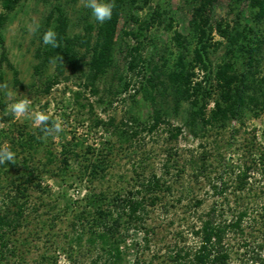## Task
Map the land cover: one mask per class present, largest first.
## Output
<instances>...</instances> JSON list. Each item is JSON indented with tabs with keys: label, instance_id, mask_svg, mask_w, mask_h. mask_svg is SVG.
<instances>
[{
	"label": "rangeland",
	"instance_id": "obj_1",
	"mask_svg": "<svg viewBox=\"0 0 264 264\" xmlns=\"http://www.w3.org/2000/svg\"><path fill=\"white\" fill-rule=\"evenodd\" d=\"M4 2L0 0V151H12L17 139L42 130L30 114L16 120L7 111L10 103L28 98L33 112L47 113L62 124V130L48 138L51 148L61 153L70 142L79 154L69 161L74 175L66 181L44 179L54 196L66 190L70 200L81 201L90 190L124 193L136 184V168L142 175L157 172L171 183L173 191L163 196V204L150 208L148 233L127 228V217L122 219L124 264H180L170 258L180 249L191 251L192 257L200 244L195 234L199 216L222 199L213 196L210 182L229 179L228 166L240 165L236 146H248L255 138L264 147V14L250 0H201L198 30L192 24L193 0H114L112 19L103 24L91 16L86 0H12L10 9ZM220 25L222 31L237 25L235 44L222 36ZM49 29L57 33V48L42 43ZM204 42L207 70L195 59ZM227 63L236 76L232 93L238 94L240 110L225 122L204 127L202 119L192 120L198 106L185 96L176 75L196 73L193 81H198L206 73L213 77ZM210 97L208 113L218 92ZM157 117L181 128L177 140L165 124L157 132L144 133L141 142L124 140L115 129L136 120L144 125ZM45 153L40 150L36 157L45 161ZM88 165H95L89 166L91 174ZM257 177L261 182L258 179L254 188L263 189L259 201L264 203V174ZM32 196L41 200L36 192ZM195 197L205 200L201 208L193 206ZM230 199L233 202L232 195ZM46 219L29 217L28 226L13 235L25 258L20 264H41L43 255L56 258L58 264H73L74 259L75 264H90L98 253H74L64 236H72V215L61 217L50 235L42 228ZM242 225L243 234L230 232L226 237L229 264L264 260V216L244 217Z\"/></svg>",
	"mask_w": 264,
	"mask_h": 264
},
{
	"label": "trees",
	"instance_id": "obj_2",
	"mask_svg": "<svg viewBox=\"0 0 264 264\" xmlns=\"http://www.w3.org/2000/svg\"><path fill=\"white\" fill-rule=\"evenodd\" d=\"M193 1L195 3L192 24L200 30L202 20L199 19L198 3L201 0ZM250 1L252 7L260 9L259 14H264V0ZM4 4L8 9L13 7L12 0H5ZM238 16L240 17V15ZM219 24L222 23L219 22ZM218 28L223 34L222 36L235 44L237 36L240 34L235 32L237 25L232 26L231 31L227 29L222 31V25ZM203 40V37L199 38L200 43ZM206 53L207 42H204L195 55L196 64H199L202 70L208 69ZM230 70V63L220 65L213 77H209L206 73V76L198 81H193V76L196 73L179 72L176 75L178 78L175 80L179 79L185 96L194 100L198 106L192 114L194 122L202 119L204 127L214 125L234 117L240 110L236 101L239 98L238 94L234 96L232 93L236 76L234 73H230ZM208 82L210 83L207 84ZM214 91L218 92L219 98L214 100V106L208 113V100ZM261 109L264 112V97ZM162 124L167 126L165 129L169 136L177 140L182 133L181 128L160 117L144 125L138 120L131 126L125 122L116 126L115 129L121 137H124V140L141 142V139H144V133L157 132ZM127 127L128 130H126ZM49 136L45 138V133L41 129L34 133L30 131L27 136L17 139L13 143L14 147H11L15 153V163L0 164V264L24 262V254L21 253L17 239H14L13 235L20 228L28 226L29 217L46 216L47 219L44 220L42 228L47 229L46 234L50 235L60 218L67 217L69 214L73 217L69 223L72 236L70 233H64V236L68 238L67 244L71 251L82 252L83 255L98 253L90 264H124L126 236L121 232L124 223L122 219L127 217V228L145 229V220L150 214V208L156 207L159 202L163 204V196L173 191L171 183L166 182L157 172H152L151 175H142L136 168L135 173L138 177L136 184L124 193L117 192L111 195L105 191L90 190V194L81 200L84 203H81L80 200H70L66 190L54 196L52 186L45 183L44 179L48 177L66 181L65 179L74 175L70 172L69 161L75 158L72 156L78 158L79 154L70 142L68 147L64 146V151L62 150L61 153L54 151L49 145ZM249 140L248 146L241 144L242 149H239L240 146L235 147V152L241 163L240 165L231 163L228 166L229 179L224 180L222 177L223 181L220 183L210 182L213 196L222 199L213 201L209 209L199 216L202 217L201 225L195 231V234L200 237L198 248L192 251V257H189L191 251L177 250L170 257L172 260L180 264H229L230 252L225 247L228 233L243 234L244 217L264 216V203L259 201L263 189H259V191L254 188L257 187V182H261L257 176L264 174V147L259 145L255 138ZM40 150L46 152L45 161L43 158L36 157ZM89 150L94 151L95 149L90 148ZM39 164L42 166L40 167ZM53 164L56 165L52 167ZM100 164H103V160L100 161ZM166 164L169 166V163ZM203 164L206 167V163ZM89 166L91 165H88L86 167L88 170H86L91 174L93 170H89ZM75 176L80 180L83 178ZM70 187L71 185H68L67 188ZM35 192L41 198L39 202L33 199L32 193ZM230 195L234 198L233 202ZM246 195L252 196L254 201L251 198L246 200ZM204 203L203 198L195 197L193 206L201 208ZM145 236L144 240L148 241L147 235ZM75 244L78 246L77 251L74 249ZM243 244L246 247L249 246L248 241H244ZM72 257L70 254L69 258L72 259ZM258 258H251V264L254 262L263 264L262 257ZM45 261L48 264H58L56 258L52 259L43 255L42 263H40L44 264ZM73 262L75 264L76 259ZM134 264L151 263L137 260Z\"/></svg>",
	"mask_w": 264,
	"mask_h": 264
},
{
	"label": "clouds",
	"instance_id": "obj_3",
	"mask_svg": "<svg viewBox=\"0 0 264 264\" xmlns=\"http://www.w3.org/2000/svg\"><path fill=\"white\" fill-rule=\"evenodd\" d=\"M86 7L90 10L94 20L103 24L110 21L114 11V0H86ZM42 43L45 46L57 48L59 46L57 33L49 29L42 36ZM7 111L14 119L19 120L31 115V119L36 126H40L45 133V138L49 135L59 133L62 124L59 120H51L50 116L44 112H33L31 102L28 98L17 99L7 106ZM51 120V123H50ZM15 163V153L11 150L0 151V164Z\"/></svg>",
	"mask_w": 264,
	"mask_h": 264
}]
</instances>
